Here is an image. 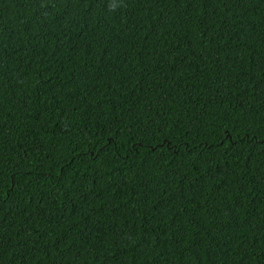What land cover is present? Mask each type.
Wrapping results in <instances>:
<instances>
[{
	"label": "trees",
	"instance_id": "obj_1",
	"mask_svg": "<svg viewBox=\"0 0 264 264\" xmlns=\"http://www.w3.org/2000/svg\"><path fill=\"white\" fill-rule=\"evenodd\" d=\"M0 264H264V0H0Z\"/></svg>",
	"mask_w": 264,
	"mask_h": 264
},
{
	"label": "clouds",
	"instance_id": "obj_2",
	"mask_svg": "<svg viewBox=\"0 0 264 264\" xmlns=\"http://www.w3.org/2000/svg\"><path fill=\"white\" fill-rule=\"evenodd\" d=\"M111 7L114 9L115 8V5H112Z\"/></svg>",
	"mask_w": 264,
	"mask_h": 264
}]
</instances>
